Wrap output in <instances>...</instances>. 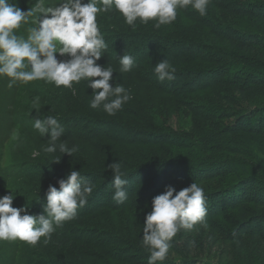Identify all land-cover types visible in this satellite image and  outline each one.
Here are the masks:
<instances>
[{
    "label": "trees",
    "instance_id": "trees-1",
    "mask_svg": "<svg viewBox=\"0 0 264 264\" xmlns=\"http://www.w3.org/2000/svg\"><path fill=\"white\" fill-rule=\"evenodd\" d=\"M10 3L27 12L36 0ZM39 16L16 34L26 38ZM97 24L107 44L98 63L113 69V87L123 85L131 97L114 116L90 107L86 81L71 89L44 81L9 88V78L0 77V197L12 191L14 208L28 206L38 216L49 185L58 188L73 169L94 185L87 204L49 243L0 241V264H148L141 241L152 200L168 186L179 191L192 183L204 190L209 237L264 242V0H210L205 16L190 6L177 9L175 21L158 29L155 21H137L133 30L116 10L99 13ZM124 54L134 59L128 73L119 72ZM165 59L176 68L175 79L160 82L154 66ZM37 108L40 116L30 117ZM49 115L64 129L57 143L79 147L73 157L57 151L61 161L53 164L43 151L50 136L33 127ZM21 125L39 137L41 156L3 167L4 146ZM117 162L128 181L123 204L110 186L109 166ZM200 228L180 230L157 264H223L195 253L190 234Z\"/></svg>",
    "mask_w": 264,
    "mask_h": 264
},
{
    "label": "clouds",
    "instance_id": "clouds-1",
    "mask_svg": "<svg viewBox=\"0 0 264 264\" xmlns=\"http://www.w3.org/2000/svg\"><path fill=\"white\" fill-rule=\"evenodd\" d=\"M44 3L45 0H36L34 6L24 12L10 0H0V77L9 78V88L17 83L27 85L44 81L57 88L71 89L74 83L86 81L93 90L90 107L102 108L114 116L131 97L123 85L113 87V69L98 63L107 44L99 31L97 15L116 10L133 30L137 21L143 24L155 21L154 27L158 29L175 21L177 9L190 6L199 15H207L210 0H88L87 3L61 0L54 8L45 7ZM38 13V27L29 28L26 38L18 36L16 30L21 24L29 23V18ZM58 55L67 59L58 60ZM119 65V72H131L134 59L124 54L119 57ZM154 72L160 82L172 81L176 68L165 59L155 64ZM38 104L39 97H35L33 107ZM36 112L39 117L38 108ZM33 127L42 137L50 136L43 151L52 164L61 161L55 156L57 151L70 157L79 151L78 146L57 143L64 129L56 117L34 119ZM109 167L113 172L110 185L114 189L113 200L123 204L127 199L126 174L119 162ZM58 184V188L49 185L43 214L38 216L28 214V206L14 208L16 194L12 191L0 197V241L19 240L36 246L43 238L44 244L49 243L56 229L75 218L94 190L92 181L75 169ZM151 207L141 241V246L150 254L148 264H157L167 258L169 242L180 230H192L197 225L204 229L209 227L205 220L204 190L196 183L179 191L168 186L154 197Z\"/></svg>",
    "mask_w": 264,
    "mask_h": 264
},
{
    "label": "rangeland",
    "instance_id": "rangeland-1",
    "mask_svg": "<svg viewBox=\"0 0 264 264\" xmlns=\"http://www.w3.org/2000/svg\"><path fill=\"white\" fill-rule=\"evenodd\" d=\"M57 58L58 60L67 59V57L59 55ZM29 114L30 117L37 115L36 111H30ZM172 124L175 126V121H172ZM24 125H27V121ZM38 138L37 135L27 130V127L23 128V125L14 128L10 133L9 141L4 146L2 166H9L11 169L12 167L19 168L25 161H36L35 159L41 156V152H39L41 151L40 146L37 147ZM21 169L14 171L20 173ZM210 233L206 229L200 228L190 234L194 237L195 253H201L203 255L201 256L202 258L213 259L223 264H231L233 261L234 264H264L263 241L255 239L256 242L254 243L227 244L218 239H212L209 237ZM186 238L188 237H185V240ZM185 240L182 242H186ZM114 247L117 248V245L112 246V249Z\"/></svg>",
    "mask_w": 264,
    "mask_h": 264
}]
</instances>
